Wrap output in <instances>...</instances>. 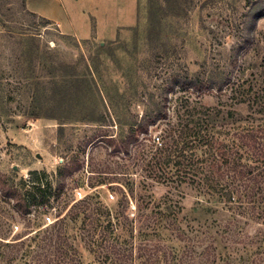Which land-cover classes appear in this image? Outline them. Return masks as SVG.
Returning a JSON list of instances; mask_svg holds the SVG:
<instances>
[{
  "label": "rangeland",
  "instance_id": "rangeland-1",
  "mask_svg": "<svg viewBox=\"0 0 264 264\" xmlns=\"http://www.w3.org/2000/svg\"><path fill=\"white\" fill-rule=\"evenodd\" d=\"M263 8L264 0H0V181L33 187L35 175L46 182L74 167L44 215L21 216L0 189V236L45 228L76 204L80 218L66 219L64 231L83 264H99L82 228L85 206L98 203L133 235V264L155 244L181 252L179 233L202 228L216 237L235 219L244 237L222 252L264 264V225L171 178L162 151L203 122L224 143L240 125L264 128V13L254 15ZM183 79L226 85L197 91L180 87ZM36 108L47 117L31 116ZM160 110L167 118L138 134L129 152L106 140L126 139ZM159 211L169 225L154 231Z\"/></svg>",
  "mask_w": 264,
  "mask_h": 264
},
{
  "label": "trees",
  "instance_id": "trees-1",
  "mask_svg": "<svg viewBox=\"0 0 264 264\" xmlns=\"http://www.w3.org/2000/svg\"><path fill=\"white\" fill-rule=\"evenodd\" d=\"M263 13L264 8L260 14L254 15L259 18ZM177 84L183 89L202 91L214 88L221 91L226 82L183 79L177 81ZM68 90L63 100H71L69 99L71 90L70 88ZM75 91L77 97L82 88L77 85ZM38 101L40 105L41 100ZM31 114L36 118L47 117L37 108ZM235 115V112L228 113L229 118L235 119ZM166 118L167 112L160 110L148 123H140L136 128L132 127L126 139L116 141L115 138H106V140L114 150L129 152L130 146L137 142L138 134L148 133L150 125ZM243 120L244 118L241 117L239 121ZM102 136L105 135L95 136L88 145L96 143ZM169 136L174 139L172 134ZM227 140L228 143L220 141V136H217L214 127L203 122L200 128H193L187 133L182 131L176 139L166 141V148L162 151L165 152L167 163H172L175 167L171 178L180 179L181 183L189 182L197 188L199 196H211L212 199L223 203L233 215L247 214L250 221L264 225V128L255 125L254 122L243 124ZM182 143L185 145L183 148L180 147ZM73 168L65 167L64 173L61 169L46 182L35 175L33 187H28V180L24 178L18 185L0 181V189L3 195L12 201L14 210L21 216L29 218L33 213L44 215L49 207H52V201L59 202L61 199L66 187L65 180L74 174ZM183 170L186 173H183ZM244 204H247V209L252 213H246ZM76 206V204L72 205L67 212L68 206L63 207L57 214L58 219L45 228L39 226L33 231L15 233L11 239L0 236V264H83L78 249L66 236L63 224L66 219L75 221L80 218L81 211L73 213ZM90 206V204L86 205L82 211L84 215L85 212L88 214L82 220V228L86 232L83 234L85 237L83 240L87 241L89 252L96 256L99 264H133L135 261L133 235L128 239L125 232L121 233L120 222H114L115 217L107 207L98 203L94 204V207ZM159 212L162 218L153 226L154 231L165 229L169 225L165 223L166 213ZM232 222L226 223L217 232L216 237L209 230L202 228L193 229L192 235L179 233L178 238L187 241L181 252L170 250L160 244L150 245V251L146 255L148 259L140 262L141 264H240L236 260L235 249L228 256L221 250L223 247L228 248L230 244L239 243L238 238L245 234L237 224L238 219ZM242 237L244 236L240 238ZM129 240L132 241L131 246ZM252 262L253 260L250 261L249 258L243 264H252Z\"/></svg>",
  "mask_w": 264,
  "mask_h": 264
}]
</instances>
